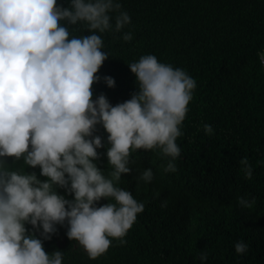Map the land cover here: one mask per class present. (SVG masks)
<instances>
[{
	"label": "clouds",
	"instance_id": "1",
	"mask_svg": "<svg viewBox=\"0 0 264 264\" xmlns=\"http://www.w3.org/2000/svg\"><path fill=\"white\" fill-rule=\"evenodd\" d=\"M113 18L116 32L131 23L120 0H68L67 6L58 0H0V264H63L64 252L48 253L43 246L57 225H67L66 236L90 259L104 254L112 239L126 243L123 238L144 211L142 202L117 186L132 170L131 152L158 148L172 158L165 171H176L179 126L196 81L145 55L128 64L139 82L131 99L115 106L103 94L94 99L92 85L100 82L97 73L108 58L97 33L113 30ZM78 24L89 34L70 38L69 26ZM123 39L130 41L132 33ZM259 56L264 63V52ZM103 81L115 87L113 77ZM97 125L108 134L105 154L113 169L108 176L95 162L104 147V138L94 135ZM204 131L211 135L214 129L205 124ZM7 157H22L47 179L11 170ZM240 163L251 179L247 157ZM138 179L150 183L152 169ZM102 199L108 203L99 204ZM237 200L245 208L255 203ZM235 251L246 253L248 245L237 242Z\"/></svg>",
	"mask_w": 264,
	"mask_h": 264
},
{
	"label": "trees",
	"instance_id": "2",
	"mask_svg": "<svg viewBox=\"0 0 264 264\" xmlns=\"http://www.w3.org/2000/svg\"><path fill=\"white\" fill-rule=\"evenodd\" d=\"M64 6L68 0H58ZM131 23L120 32L97 33L108 54L92 85L94 99L103 94L115 106L138 92L139 82L128 64L155 55L158 62L183 69L196 81L188 112L176 140L180 155L176 171H165L172 158L157 149L131 152L128 174L117 186L144 204V211L123 238L112 239L109 249L95 259L78 241L66 236L67 225H57L46 252H64L63 264H264V0H120ZM71 36L88 35L83 24L69 26ZM132 33L125 41L124 33ZM104 76L115 80L109 88ZM214 129L211 135L204 125ZM97 166L105 176L113 170L106 157L107 133ZM247 157L251 179L240 161ZM6 167L35 172L23 158H6ZM151 168L150 183L139 180ZM60 194L71 199L64 189ZM159 193V196H156ZM238 197L255 200L241 207ZM167 205L162 207V202ZM108 203L102 199L99 204ZM99 206V205H98ZM31 229V225H26ZM243 241L248 251L238 254Z\"/></svg>",
	"mask_w": 264,
	"mask_h": 264
},
{
	"label": "built area",
	"instance_id": "3",
	"mask_svg": "<svg viewBox=\"0 0 264 264\" xmlns=\"http://www.w3.org/2000/svg\"><path fill=\"white\" fill-rule=\"evenodd\" d=\"M263 66H264V63H263Z\"/></svg>",
	"mask_w": 264,
	"mask_h": 264
}]
</instances>
